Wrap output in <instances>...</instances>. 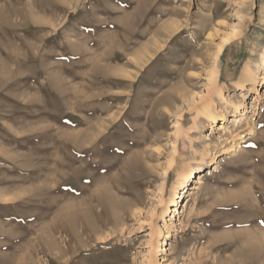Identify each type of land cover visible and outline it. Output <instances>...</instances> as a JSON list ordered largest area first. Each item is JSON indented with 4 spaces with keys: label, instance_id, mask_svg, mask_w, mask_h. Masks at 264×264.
Wrapping results in <instances>:
<instances>
[{
    "label": "rangeland",
    "instance_id": "374dc122",
    "mask_svg": "<svg viewBox=\"0 0 264 264\" xmlns=\"http://www.w3.org/2000/svg\"><path fill=\"white\" fill-rule=\"evenodd\" d=\"M105 189L141 204L78 234ZM256 244L264 0H0V264H264Z\"/></svg>",
    "mask_w": 264,
    "mask_h": 264
},
{
    "label": "bare ground",
    "instance_id": "6f19581e",
    "mask_svg": "<svg viewBox=\"0 0 264 264\" xmlns=\"http://www.w3.org/2000/svg\"><path fill=\"white\" fill-rule=\"evenodd\" d=\"M158 36V35H157ZM154 37V36H153ZM126 46V45H125ZM141 51H142V49H140ZM148 49H146V52H144V54H143V57H141L139 60H140V62L137 64V65H139V66H141L142 67V65H144L150 58H148L147 56H145V53H146V55H147V52L149 51H147ZM156 50V49H155ZM125 51V50H124ZM139 51V50H138ZM143 52V51H142ZM141 52V53H142ZM138 54V53H137ZM136 57V56H135ZM148 59H147V58ZM129 58V57H128ZM134 58V57H133ZM135 59V58H134ZM145 59H147V61L145 60ZM126 61V60H125ZM131 62V61H130ZM141 62H143L142 64H141ZM133 64V63H132ZM135 64V63H134ZM134 66V65H133ZM136 67V66H135ZM137 68V67H136ZM139 68V67H138ZM250 76H252V75H250ZM253 81H254V79H252ZM207 117H208V119L209 120H211V123H212V127H216L215 125H216V122H217V119L218 118H220V115L219 114H217V113H214V111L213 110H210L209 111V113L207 114ZM223 118V120L225 119L224 117H222ZM220 120H222V119H220ZM237 123V122H236ZM225 124V123H224ZM218 126V125H217ZM221 129H223V125L220 127ZM212 129H214V128H212ZM86 131L88 132L87 134H86V148H83V145H85V144H83L82 145V142H83V138H82V134H81V132H78L77 134H76V137H75V144L77 145V147H82L81 149H83V150H85L86 151V153L87 154H90V155H94V154H96V151H97V148H96V141L99 139V135L101 134L100 132H101V126L100 125H98V124H92V123H89V124H87V126H86ZM82 141V142H81ZM79 149V148H78ZM85 153V154H86ZM92 161V160H91ZM105 161V160H104ZM130 165V164H129ZM94 167V164H90L88 167L86 166V168H87V171H89V170H91L92 168ZM131 167V166H130ZM112 168V167H111ZM111 168H109V169H111ZM108 170V169H107ZM200 170H202V167H198V168H196L195 170L193 169V170H190L189 172H188V174L186 175V177L184 178V182L185 183H187V184H189V182L191 181V179L192 178H196L195 176H196V173H198ZM126 171V170H125ZM125 174H126V172H125ZM105 175V174H104ZM111 177V175L110 174H106V176H103V177ZM118 177V176H117ZM112 178V177H111ZM105 179V178H104ZM108 179V178H107ZM106 179V180H107ZM124 179V178H123ZM93 181V179H92V177L91 176H86L85 178H80V177H78L77 178V180H76V183H75V186H76V188H77V192L78 193H81V190H80V188H82L81 186H82V184L84 183V182H86V181ZM125 180V179H124ZM110 181H111V179H110ZM109 181V182H110ZM95 182V181H94ZM102 183V182H101ZM100 182H99V184L97 185V186H99L100 184H101ZM111 183V190H109L110 192L112 191V193L114 192L115 193V195H123V194H126V192L125 191H123V187L124 186H132L130 183H128V182H125V181H123V180H121V179H118L117 180V178L114 180V178H113V180L110 182ZM85 186V185H84ZM101 187V186H100ZM99 187V188H100ZM106 187H107V185H106ZM87 188V187H86ZM93 188V187H92ZM91 188V189H92ZM82 189H84L85 190V188H82ZM89 189V188H88ZM85 190V192L84 193H87L88 194V192L90 191V189L89 190ZM101 189H103V188H101ZM97 190H99V189H97ZM92 191H93V189H92ZM74 193L76 192V191H73ZM110 192H108V190H103V192L101 193V194H99V195H97V196H93V194H92V196H91V194L88 196V198H86V203H84V208L83 209H75V210H77V211H75V213L77 212V214H75L76 215V217H77V219H76V221H78V227H79V233L78 232H76V234L78 233V234H82V233H84V232H87V233H89V234H97L98 232H101L102 233V231H104V230H106V229H109V223H110V225H111V223L113 222V220L111 219V218H113L114 220L115 219H117L116 217H117V215H116V213H115V210H118L119 212H121V213H123V214H126V213H130V211L131 210H134V208L135 207H138L140 204H141V200L138 198V201L136 202V203H133L132 202V204H126V203H117V202H119L118 200H115L114 199V196L112 195V194H110ZM184 192H185V194H188V192H189V189H186L185 188V190H184ZM78 193H77V195H78ZM91 193V192H90ZM96 193H97V191H96ZM95 193V194H96ZM80 195V194H79ZM78 195V196H79ZM86 195V194H85ZM84 195V196H85ZM87 196V195H86ZM119 197H121V196H119ZM84 198V197H83ZM123 199V198H122ZM80 202H81V200H80ZM125 202V201H124ZM131 203V202H130ZM82 204V203H81ZM94 204H96V207L94 206ZM80 205V204H79ZM78 205V206H79ZM75 206H77V205H75ZM176 206H177V203H176ZM79 207H81V206H79ZM178 207V206H177ZM177 207H175L174 208V213L178 216V215H180L181 213H184L183 211H180V209L179 208H177ZM133 212V211H132ZM92 216H94L95 217V221L96 222H94L92 219H93V217ZM123 216V215H122ZM121 216V217H122ZM109 217H111V218H109ZM108 221H109V223H108ZM117 221V220H116ZM120 221V220H119ZM115 223V222H114ZM119 225V224H118ZM85 235V234H84ZM80 236V235H79ZM89 236V235H88ZM107 236V235H106ZM86 237H87V235H86ZM80 239V238H79ZM258 245L256 244V247L254 246V248H253V250H251V254H250V257H252L253 255H255V254H257V253H261V254H263L264 252H262L263 250H264V248L263 247H261V246H258ZM251 247V246H250ZM251 249V248H250ZM250 249H247L246 250V253H249L250 251ZM246 253H244V255L246 254ZM242 256V255H241ZM248 256L249 255H247V259H248ZM237 257V256H236ZM243 257V256H242ZM241 257V258H242ZM244 261V260H243ZM245 262V261H244ZM216 263V262H215Z\"/></svg>",
    "mask_w": 264,
    "mask_h": 264
}]
</instances>
